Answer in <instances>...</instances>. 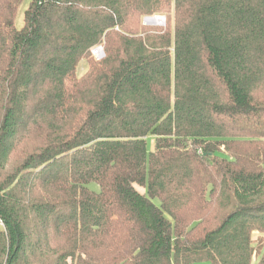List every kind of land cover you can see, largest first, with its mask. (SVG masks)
<instances>
[{"label": "trees", "instance_id": "trees-1", "mask_svg": "<svg viewBox=\"0 0 264 264\" xmlns=\"http://www.w3.org/2000/svg\"><path fill=\"white\" fill-rule=\"evenodd\" d=\"M21 3L0 264H264V0H30L17 27Z\"/></svg>", "mask_w": 264, "mask_h": 264}, {"label": "rangeland", "instance_id": "rangeland-1", "mask_svg": "<svg viewBox=\"0 0 264 264\" xmlns=\"http://www.w3.org/2000/svg\"><path fill=\"white\" fill-rule=\"evenodd\" d=\"M29 1L30 0H22V3H21V5H20V7L18 9L17 16H16V20H15V23H16V26L17 27H20L21 24H22L23 11L26 8V6L28 5ZM145 17L146 16H143L142 17V23L145 24V25L155 26V27H166L167 24H168V21H169L170 26L171 27L173 26V10H171V12H170V17H171L170 20L167 19V17H166L165 14H156V15H154L152 17L149 16L150 18H147L144 21ZM154 17H161L163 19V22L162 23H159V24L147 22V20H150V19H152ZM86 68H87V62H86V60H84V59L80 60L79 63H78V66L76 68V74L78 76L81 75V74H83L85 72ZM89 187L91 189L98 190V186L96 184H94V183H91L89 185ZM254 236H256V235H254ZM263 237H264V235H263Z\"/></svg>", "mask_w": 264, "mask_h": 264}, {"label": "built area", "instance_id": "built-area-1", "mask_svg": "<svg viewBox=\"0 0 264 264\" xmlns=\"http://www.w3.org/2000/svg\"><path fill=\"white\" fill-rule=\"evenodd\" d=\"M147 18H150V17H145L144 21L147 19ZM91 54L92 56L95 58V59H100L104 56V50H103V47L100 45V46H97L95 48H93L91 50Z\"/></svg>", "mask_w": 264, "mask_h": 264}, {"label": "bare ground", "instance_id": "bare-ground-1", "mask_svg": "<svg viewBox=\"0 0 264 264\" xmlns=\"http://www.w3.org/2000/svg\"><path fill=\"white\" fill-rule=\"evenodd\" d=\"M147 22L159 24L163 22V19L161 17H154L150 20H147Z\"/></svg>", "mask_w": 264, "mask_h": 264}]
</instances>
